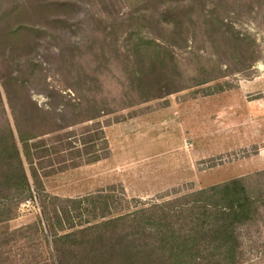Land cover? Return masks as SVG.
<instances>
[{
  "label": "rangeland",
  "instance_id": "1",
  "mask_svg": "<svg viewBox=\"0 0 264 264\" xmlns=\"http://www.w3.org/2000/svg\"><path fill=\"white\" fill-rule=\"evenodd\" d=\"M129 17L143 18L142 32L167 53L130 56ZM80 76L113 111L97 118L109 155L45 177L49 194L114 185L149 204L264 169V0H0V121L14 129L12 107L28 98L43 116L72 123L73 89L89 84ZM142 85L157 92L132 98ZM91 124L68 127L69 141L82 147ZM37 216L47 231L35 196L8 225ZM239 232L242 264H264V223ZM27 252L17 262L32 261Z\"/></svg>",
  "mask_w": 264,
  "mask_h": 264
},
{
  "label": "trees",
  "instance_id": "2",
  "mask_svg": "<svg viewBox=\"0 0 264 264\" xmlns=\"http://www.w3.org/2000/svg\"><path fill=\"white\" fill-rule=\"evenodd\" d=\"M141 19L127 20L130 56L167 53L165 42L142 32L147 27ZM17 29H10V35ZM131 78L142 84L141 75ZM75 80L90 85L81 93L73 89L79 97L72 123L43 116L28 98L12 107L14 129L7 119L0 121V264H242L246 257L239 230L264 223V169L149 204L138 205L141 202L126 198L122 189L117 195L114 185L77 197L46 192L43 180L50 174L109 155L97 118L113 111L96 100L89 89L91 78ZM142 87L131 91L132 98L157 92ZM86 121H92L84 128L88 136L77 147L66 130ZM105 124H110L109 119ZM53 154H62L58 168ZM83 154L90 157L83 159ZM35 196L47 231L39 216L10 228L8 222L18 216L20 205ZM25 252L32 253V261L17 262Z\"/></svg>",
  "mask_w": 264,
  "mask_h": 264
}]
</instances>
